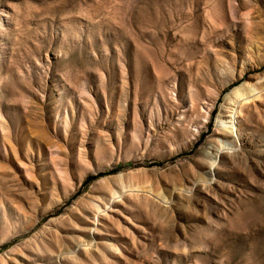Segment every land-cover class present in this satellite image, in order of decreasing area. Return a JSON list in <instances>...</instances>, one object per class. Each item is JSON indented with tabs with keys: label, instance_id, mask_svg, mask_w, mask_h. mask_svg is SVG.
Wrapping results in <instances>:
<instances>
[{
	"label": "rangeland",
	"instance_id": "374dc122",
	"mask_svg": "<svg viewBox=\"0 0 264 264\" xmlns=\"http://www.w3.org/2000/svg\"><path fill=\"white\" fill-rule=\"evenodd\" d=\"M0 264H264V0H0Z\"/></svg>",
	"mask_w": 264,
	"mask_h": 264
},
{
	"label": "bare ground",
	"instance_id": "6f19581e",
	"mask_svg": "<svg viewBox=\"0 0 264 264\" xmlns=\"http://www.w3.org/2000/svg\"><path fill=\"white\" fill-rule=\"evenodd\" d=\"M237 96H239V92H237ZM240 98V97H239ZM238 98V99H239ZM238 99H237V101H238ZM240 99H242V97L240 98ZM242 101V100H241ZM243 103V102H242ZM236 104H237V102H236ZM235 111H231V115H230V119H231V121L229 122V123H225V122H221V120H218L220 123H221V125L227 130V131H230L231 130V133H233L234 132V125H233V122L235 121ZM234 120V121H233ZM224 150V149H223Z\"/></svg>",
	"mask_w": 264,
	"mask_h": 264
},
{
	"label": "trees",
	"instance_id": "16d2710c",
	"mask_svg": "<svg viewBox=\"0 0 264 264\" xmlns=\"http://www.w3.org/2000/svg\"><path fill=\"white\" fill-rule=\"evenodd\" d=\"M117 173V170H113V171H110L106 174H99L97 176H94V177H89L84 184H87L88 182L90 181H93V180H96L97 178H100V177H103L104 175H113V174H116Z\"/></svg>",
	"mask_w": 264,
	"mask_h": 264
}]
</instances>
